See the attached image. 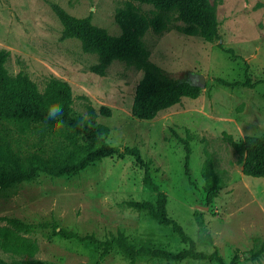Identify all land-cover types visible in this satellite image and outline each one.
Wrapping results in <instances>:
<instances>
[{"label":"rangeland","instance_id":"1","mask_svg":"<svg viewBox=\"0 0 264 264\" xmlns=\"http://www.w3.org/2000/svg\"><path fill=\"white\" fill-rule=\"evenodd\" d=\"M54 2L75 17L117 35L113 15L123 0H0V48L8 50L9 74L23 72L41 90L50 76L71 88L72 108L108 128L105 140L120 148L136 147L148 163L151 180L166 196V214L195 241L196 250L214 248L224 264H264V176L241 173L231 141L264 131V0H209L218 21L217 37L206 42L174 27L141 36L147 58L173 79L200 87L196 98L183 97L151 120L131 116L134 89L142 72L133 64L112 60L99 75L89 70L96 56L83 52L77 38L60 39L62 25L49 6ZM141 10L149 5L133 2ZM181 24V22H176ZM252 86H229L243 82ZM257 81V82H256ZM110 109L109 116L98 108ZM227 135L229 138H227ZM190 147L184 174L183 141ZM210 172L203 177V168ZM214 177H213V176ZM216 193L206 203L208 186ZM132 156L102 158L70 177L39 173L27 182L0 188L1 217L31 223L38 251L35 258L54 264H90L97 259L94 242L65 239L51 224L103 240L122 233L129 243L176 251L186 247L170 227L158 225L128 201H154ZM48 223L46 226L41 224ZM0 257H9L0 251ZM100 264H130L114 244ZM133 264H214V260L180 261L135 256Z\"/></svg>","mask_w":264,"mask_h":264},{"label":"trees","instance_id":"2","mask_svg":"<svg viewBox=\"0 0 264 264\" xmlns=\"http://www.w3.org/2000/svg\"><path fill=\"white\" fill-rule=\"evenodd\" d=\"M133 2L149 5L150 9L141 10ZM49 6L62 25L59 38H77L83 52L95 54L96 62L89 66L90 71L101 75L108 63L119 60L133 64L142 72L132 97V117L151 120L160 110L171 107L181 98L193 99L198 96L200 87L197 84L166 76L147 58L141 36L149 28L160 34L174 27L186 35L199 36L206 42L214 41L217 37L218 21L214 6L209 0H123L113 15L119 27L117 35H110L104 29L91 24L89 16H72L54 2H49ZM178 21L181 22L180 25L176 24ZM8 54V50L0 48V188L31 181L39 173L49 177H70L102 158L132 156L135 165L142 170L143 184L155 195L153 202L128 201V205L144 210L158 225L170 227L186 247L170 251L147 245L135 246L120 232L110 238L97 240L93 234L79 235L54 223L51 224L52 232L65 239L96 243L97 259L90 264H100L112 244L130 258V264H133L135 256L172 261L185 258L207 259L214 260V264H224L215 248L211 252L196 250L195 241L166 214V196L151 180L148 163L141 158L136 147L120 148L109 144L105 140L108 128L96 121L97 113L91 105L86 104L85 115L74 111L71 88L66 81L50 75L39 90L27 74L20 71L9 74L5 68ZM222 83L229 86L254 84L247 77L243 82ZM51 103L63 107L64 126L61 128L54 126L55 121L46 119ZM98 112L103 116L110 115V109L104 105L98 108ZM230 143L241 164V173L251 177H263L264 131L258 135H245ZM183 145V169L189 179L190 147L187 140L183 141ZM203 169L202 175L208 179L211 174L206 166ZM208 187L205 190L206 203L216 193L214 185ZM1 218L5 223L0 225V251L9 260L0 257V264H54L35 258L38 246L30 236L33 232L31 223L16 217ZM263 249L264 244L251 257L255 259ZM229 264H236L235 259L232 258Z\"/></svg>","mask_w":264,"mask_h":264},{"label":"clouds","instance_id":"3","mask_svg":"<svg viewBox=\"0 0 264 264\" xmlns=\"http://www.w3.org/2000/svg\"><path fill=\"white\" fill-rule=\"evenodd\" d=\"M47 120H53L55 121V127L56 128H61L64 126V121H63V107L60 104L57 103H51L48 106L47 109Z\"/></svg>","mask_w":264,"mask_h":264}]
</instances>
